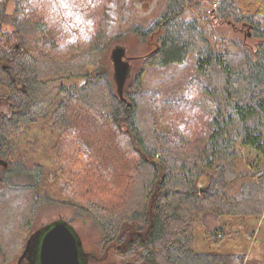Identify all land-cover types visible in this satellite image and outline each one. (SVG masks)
Here are the masks:
<instances>
[{"label":"trees","instance_id":"16d2710c","mask_svg":"<svg viewBox=\"0 0 264 264\" xmlns=\"http://www.w3.org/2000/svg\"><path fill=\"white\" fill-rule=\"evenodd\" d=\"M211 1L217 20L250 28L251 46L216 51L205 27L185 15L193 0H165L148 24L126 30L124 0H0V158L19 156L0 162V253L12 243L11 258L23 253L35 210L53 202L40 186L49 178L62 180L70 196L55 202L93 218L103 257L108 248L114 257L103 264H243L242 256L199 253L194 244L208 212L264 214V175L233 195L225 190L240 177L230 165L238 144L264 156V0ZM89 26V43L60 50ZM125 35L155 44L120 97L105 60ZM189 54L197 92L170 100L142 90L147 68L181 64ZM49 80L61 83L35 114L32 88ZM35 127L39 138L18 142ZM209 176L223 181L214 192L199 186Z\"/></svg>","mask_w":264,"mask_h":264},{"label":"rangeland","instance_id":"374dc122","mask_svg":"<svg viewBox=\"0 0 264 264\" xmlns=\"http://www.w3.org/2000/svg\"><path fill=\"white\" fill-rule=\"evenodd\" d=\"M193 1L188 6L185 15L197 18L198 22L205 27L209 34L211 47H214L216 51L219 53H236L241 51L242 42L250 46L253 44L252 40L250 41L251 33L249 27L231 23L226 24L217 20L218 18L215 16L213 8H211V6H214V2L211 0ZM164 4L165 0H124V8L122 10L124 30L133 22L148 24L158 15ZM8 10H12L11 4ZM154 44L155 38L143 44L134 36L125 35L113 41L108 48L105 61L110 64L109 67L112 70L111 51L117 45L123 46L125 49L123 58L131 66L130 76L125 81L127 83L139 70L142 56ZM196 62V56L189 54L181 64H171L164 68H147L142 74V90L157 92L161 98L166 97L170 100L178 99L183 93H195L196 88L199 89V86L191 78L196 72ZM72 82L79 83L81 80L72 79ZM60 83L61 81L59 80H49L45 84L34 85V88H32L34 98L32 110L35 114H40L46 109L55 96ZM37 128L28 129L24 133L21 132L16 136L18 142L24 143L26 140L39 138L41 132ZM36 147L41 146L37 144ZM19 151L24 156L28 153L26 149L22 148ZM236 152L235 158L230 165L231 171L239 174L240 177L231 181L230 187L225 189H230V195L235 194L243 183L259 182L261 175H264V156L262 154L239 144ZM18 157L10 156L9 158L0 159L12 163ZM44 157L45 154L40 159L44 160ZM26 160V164L33 163L28 159ZM61 183L63 181L60 179L55 181L49 178H45L40 183L42 189L48 193L53 202L39 206L35 210L24 235L28 238L31 233L38 230L41 235L56 221H64L81 243V247H79L81 254H89L94 258V262L90 264H103L106 260L113 259L112 249L110 248L107 249L106 254L108 259L103 257L99 246L101 245L100 231L93 218L85 215L76 217L73 208L55 202L70 200V196L61 188ZM218 183H223L220 176H209L202 178L199 186L206 189V192H214ZM212 231H217V235L220 237L216 242L211 239L210 233ZM12 247H14V243L5 253H0V264H18L17 260L20 254L11 258ZM194 249L199 253L239 255L244 257L243 264H264V214L257 217H237L208 212L203 217L202 224L196 228ZM2 255H4V259ZM80 260L84 262L85 258L81 256ZM22 261L20 264H24L25 260L24 262ZM128 264L138 263L130 261Z\"/></svg>","mask_w":264,"mask_h":264},{"label":"water","instance_id":"95a60500","mask_svg":"<svg viewBox=\"0 0 264 264\" xmlns=\"http://www.w3.org/2000/svg\"><path fill=\"white\" fill-rule=\"evenodd\" d=\"M124 55V47L117 45L112 49L110 56L113 62L114 79L120 97H122V88L126 79L130 76L131 70L130 64L123 58ZM0 162L4 166L7 164L2 159ZM33 234L38 238V264H86L87 255L81 254L79 250L81 243L64 221H56L53 223L41 237L38 236L39 230L33 232ZM33 234L28 237L25 249L18 260L23 258L27 253L30 242H32ZM81 256L85 258L84 262H81Z\"/></svg>","mask_w":264,"mask_h":264},{"label":"flooded vegetation","instance_id":"af4514ba","mask_svg":"<svg viewBox=\"0 0 264 264\" xmlns=\"http://www.w3.org/2000/svg\"><path fill=\"white\" fill-rule=\"evenodd\" d=\"M38 236L41 237L42 234L40 235L39 233ZM37 241L38 238H36L35 235L33 234L32 242H30L29 249L23 258L17 260L18 264H20L22 260H23L22 262H24L25 260L24 264H26V262L27 264H38Z\"/></svg>","mask_w":264,"mask_h":264},{"label":"clouds","instance_id":"9594fccd","mask_svg":"<svg viewBox=\"0 0 264 264\" xmlns=\"http://www.w3.org/2000/svg\"><path fill=\"white\" fill-rule=\"evenodd\" d=\"M91 35H92V28L91 26H89L88 32H82V34L79 37L73 36L64 40L60 44V50L65 51L67 49V46L73 43L87 44L91 40Z\"/></svg>","mask_w":264,"mask_h":264}]
</instances>
